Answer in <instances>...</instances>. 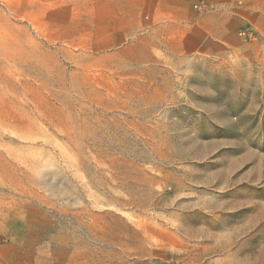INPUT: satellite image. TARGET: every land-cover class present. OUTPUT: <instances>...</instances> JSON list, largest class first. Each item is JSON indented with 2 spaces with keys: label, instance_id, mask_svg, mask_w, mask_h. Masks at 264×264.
Wrapping results in <instances>:
<instances>
[{
  "label": "rangeland",
  "instance_id": "374dc122",
  "mask_svg": "<svg viewBox=\"0 0 264 264\" xmlns=\"http://www.w3.org/2000/svg\"><path fill=\"white\" fill-rule=\"evenodd\" d=\"M193 11L0 0V264H264V0Z\"/></svg>",
  "mask_w": 264,
  "mask_h": 264
},
{
  "label": "crops",
  "instance_id": "0c3cea01",
  "mask_svg": "<svg viewBox=\"0 0 264 264\" xmlns=\"http://www.w3.org/2000/svg\"><path fill=\"white\" fill-rule=\"evenodd\" d=\"M233 1L234 0H152L157 9L166 10V24L168 26L175 27L182 24L185 26H192V28H202L204 30L208 28V26H214L213 23L217 25L216 19L218 16H227V14L218 12L199 14L193 11L194 7L200 3H205L211 8L226 9Z\"/></svg>",
  "mask_w": 264,
  "mask_h": 264
}]
</instances>
